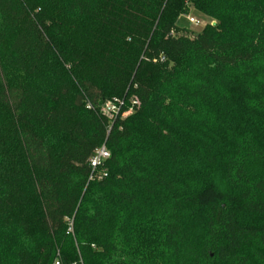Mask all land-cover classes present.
Instances as JSON below:
<instances>
[{"label":"trees","instance_id":"16d2710c","mask_svg":"<svg viewBox=\"0 0 264 264\" xmlns=\"http://www.w3.org/2000/svg\"><path fill=\"white\" fill-rule=\"evenodd\" d=\"M56 261L264 264V0H0V264Z\"/></svg>","mask_w":264,"mask_h":264},{"label":"built area","instance_id":"2783aa9c","mask_svg":"<svg viewBox=\"0 0 264 264\" xmlns=\"http://www.w3.org/2000/svg\"><path fill=\"white\" fill-rule=\"evenodd\" d=\"M188 21L191 24L200 25V21L196 20L194 17H192L190 14L186 15ZM173 34V33H172ZM165 58L162 57L161 61H164ZM138 104L137 99H130L127 101V98H115L111 101H108L105 103V105L102 108V114L109 119L110 121H114L115 119L121 117H127L130 112L133 111V106ZM110 154L106 147V145H102L97 151L91 160V167L94 170H97L104 161H106L109 158ZM55 264H61L59 261H56Z\"/></svg>","mask_w":264,"mask_h":264},{"label":"rangeland","instance_id":"374dc122","mask_svg":"<svg viewBox=\"0 0 264 264\" xmlns=\"http://www.w3.org/2000/svg\"><path fill=\"white\" fill-rule=\"evenodd\" d=\"M40 5L41 4H38V2H36L35 7L40 8ZM190 15L192 17H194L196 20H199L201 24L200 25L191 24L188 21V19H187L185 14L180 16L179 22H178L179 28L181 30L184 29L190 37H195L197 34L201 33L203 31L204 27L208 23L212 22L210 18H207V17L203 16L202 14H199V13L195 12L193 9L190 11ZM15 33H16L15 30H10L9 29L7 31L6 36H5V45L6 46H8L12 42L13 38L15 37ZM129 97L130 96H128L127 101L132 99V98H129ZM130 114H132V112H130Z\"/></svg>","mask_w":264,"mask_h":264}]
</instances>
